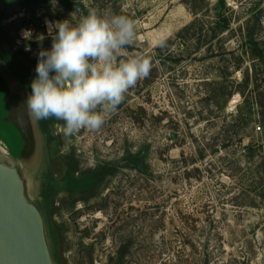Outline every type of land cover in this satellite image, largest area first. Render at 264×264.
Here are the masks:
<instances>
[{
	"label": "rangeland",
	"instance_id": "1",
	"mask_svg": "<svg viewBox=\"0 0 264 264\" xmlns=\"http://www.w3.org/2000/svg\"><path fill=\"white\" fill-rule=\"evenodd\" d=\"M91 10L134 20L120 58L152 70L98 131L66 137L63 121L34 120L24 102L51 47L45 20ZM262 79L264 0H58L54 14L49 0H0V137L51 263L264 264Z\"/></svg>",
	"mask_w": 264,
	"mask_h": 264
},
{
	"label": "clouds",
	"instance_id": "2",
	"mask_svg": "<svg viewBox=\"0 0 264 264\" xmlns=\"http://www.w3.org/2000/svg\"><path fill=\"white\" fill-rule=\"evenodd\" d=\"M49 3L54 14L58 0ZM45 25L52 43L37 53L26 110L37 121H63L66 137L82 129L98 131L125 94L152 70L149 58H120L137 39L136 22L125 15L91 10L75 24L64 19L45 20ZM28 33L22 32V38L30 39ZM165 43L164 36L155 42L156 47Z\"/></svg>",
	"mask_w": 264,
	"mask_h": 264
},
{
	"label": "water",
	"instance_id": "3",
	"mask_svg": "<svg viewBox=\"0 0 264 264\" xmlns=\"http://www.w3.org/2000/svg\"><path fill=\"white\" fill-rule=\"evenodd\" d=\"M13 170L0 164V253L6 251L12 264H52L37 211L23 210L14 197Z\"/></svg>",
	"mask_w": 264,
	"mask_h": 264
},
{
	"label": "bare ground",
	"instance_id": "4",
	"mask_svg": "<svg viewBox=\"0 0 264 264\" xmlns=\"http://www.w3.org/2000/svg\"><path fill=\"white\" fill-rule=\"evenodd\" d=\"M0 161H3L7 167L14 168L13 170V178L10 183V187L13 190V193L15 194V199L23 210L29 212H35V208L33 205L29 202V196L25 192V188L22 181L21 176V164L17 162L9 152V145H7L4 138L0 137ZM0 264H12V260L7 254L6 251L2 250V253H0Z\"/></svg>",
	"mask_w": 264,
	"mask_h": 264
},
{
	"label": "trees",
	"instance_id": "5",
	"mask_svg": "<svg viewBox=\"0 0 264 264\" xmlns=\"http://www.w3.org/2000/svg\"><path fill=\"white\" fill-rule=\"evenodd\" d=\"M224 26H226V24ZM224 26H223V28H225ZM223 28H221V29H223ZM189 29H190V27H185L183 29V33L184 32H188ZM215 30H216V32H218L217 27H215ZM215 30H213V31L215 32ZM247 38L251 42L252 55L255 57L256 60L262 58L263 54L259 51V49L257 48V45L251 41L252 40V32H250L249 29L247 31ZM260 81H264V80L262 79V80H259V82ZM257 83H258V80L256 78L255 81H253L255 90L258 89ZM254 98H255V104H256V107H257L255 116H256L257 120H259V122L261 123L262 129L264 130V92L256 94L254 96ZM256 148H258V150L261 152L262 147L260 145H258Z\"/></svg>",
	"mask_w": 264,
	"mask_h": 264
}]
</instances>
